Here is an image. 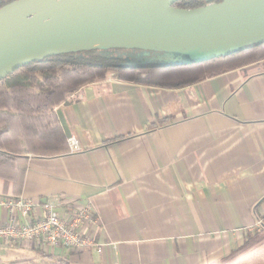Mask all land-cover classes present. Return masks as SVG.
Here are the masks:
<instances>
[{"label": "crops", "instance_id": "1", "mask_svg": "<svg viewBox=\"0 0 264 264\" xmlns=\"http://www.w3.org/2000/svg\"><path fill=\"white\" fill-rule=\"evenodd\" d=\"M9 138L0 195L89 205L100 253L0 250V264H264V59L181 88L111 75ZM73 136L78 150H70ZM7 213L0 209V221Z\"/></svg>", "mask_w": 264, "mask_h": 264}, {"label": "water", "instance_id": "2", "mask_svg": "<svg viewBox=\"0 0 264 264\" xmlns=\"http://www.w3.org/2000/svg\"><path fill=\"white\" fill-rule=\"evenodd\" d=\"M177 1L14 0L0 7V80L68 53L130 50L171 65L264 43V0L193 9L173 7Z\"/></svg>", "mask_w": 264, "mask_h": 264}, {"label": "trees", "instance_id": "3", "mask_svg": "<svg viewBox=\"0 0 264 264\" xmlns=\"http://www.w3.org/2000/svg\"><path fill=\"white\" fill-rule=\"evenodd\" d=\"M12 1L0 0V7ZM221 1L178 0L172 6L193 9ZM123 51L93 50L56 55L21 66L0 80V169H11L16 160L13 154L3 152L4 147H8L9 138L31 133L40 126L39 117L65 103L67 95L83 85L104 80L111 75L124 82L181 88L264 59V43L200 62L171 65H126L118 55ZM263 239L264 236H255L227 260L235 258Z\"/></svg>", "mask_w": 264, "mask_h": 264}, {"label": "built area", "instance_id": "4", "mask_svg": "<svg viewBox=\"0 0 264 264\" xmlns=\"http://www.w3.org/2000/svg\"><path fill=\"white\" fill-rule=\"evenodd\" d=\"M69 149L78 150L77 140L67 139ZM59 198L51 196L40 203L18 197L0 195V209L7 218L0 221V250L27 248L39 253L50 249L83 251L94 248L100 253L103 244L97 242L90 226L97 222L89 205L81 206L69 217L58 213ZM262 228L261 222L257 223Z\"/></svg>", "mask_w": 264, "mask_h": 264}, {"label": "rangeland", "instance_id": "5", "mask_svg": "<svg viewBox=\"0 0 264 264\" xmlns=\"http://www.w3.org/2000/svg\"><path fill=\"white\" fill-rule=\"evenodd\" d=\"M122 59V62L126 65H139V64H154L153 60L143 57L140 52L135 51H123L118 54ZM184 59V57H182ZM12 249V248H11Z\"/></svg>", "mask_w": 264, "mask_h": 264}, {"label": "flooded vegetation", "instance_id": "6", "mask_svg": "<svg viewBox=\"0 0 264 264\" xmlns=\"http://www.w3.org/2000/svg\"><path fill=\"white\" fill-rule=\"evenodd\" d=\"M122 60V59H121Z\"/></svg>", "mask_w": 264, "mask_h": 264}]
</instances>
